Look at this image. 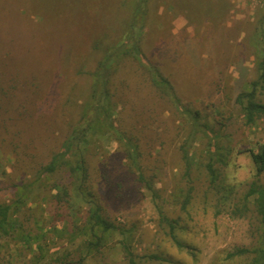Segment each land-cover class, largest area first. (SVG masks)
I'll use <instances>...</instances> for the list:
<instances>
[{"label":"rangeland","instance_id":"obj_1","mask_svg":"<svg viewBox=\"0 0 264 264\" xmlns=\"http://www.w3.org/2000/svg\"><path fill=\"white\" fill-rule=\"evenodd\" d=\"M133 5L134 0H0V202H12L14 184L33 179L61 148L91 90V71L101 57L95 42L125 38ZM141 41L144 65L129 57L113 75L114 119L138 141L159 197L154 200L138 182L121 143L96 138L88 155L102 211L133 228L135 251L147 264H244L226 255L254 245L260 222L253 202L243 216L232 211L244 203L252 181L264 182L251 156L264 142V118L248 124L237 96L259 75L264 0H149ZM146 65L164 72L182 101L198 111L196 120L151 84ZM257 100L264 103V82ZM215 132L229 152L228 164L216 163L217 186L204 167ZM186 137L194 157L191 180L180 149ZM190 187L191 201L183 209ZM42 197L15 213L28 240L18 236L21 241L2 248L0 264H127L117 233L101 251L81 259L83 240L73 236L71 211ZM162 216L177 221L182 247Z\"/></svg>","mask_w":264,"mask_h":264},{"label":"trees","instance_id":"obj_2","mask_svg":"<svg viewBox=\"0 0 264 264\" xmlns=\"http://www.w3.org/2000/svg\"><path fill=\"white\" fill-rule=\"evenodd\" d=\"M148 4L149 0H134L133 13L125 26V38L107 45H104V40L100 38L95 42L94 47L101 51V57L95 69L91 71V90L82 106L79 120L72 126L61 148L38 169L33 179L14 184L16 197L12 202H0V251L18 236H22V240H28L24 230L19 231V228H24V224L15 217V213L19 212L34 197L42 195L43 199H51L57 205L65 206L71 211L75 225L73 236H81L83 240L84 253L81 259L84 260L90 254L101 251L110 242L111 237L117 233L121 235L118 242L126 263L147 264L142 262L140 255L135 251L133 228H124L104 215L103 208L91 185L88 152L96 138H115L123 146L128 166L136 173L138 182L151 193L154 200L159 197L154 179L146 175L141 163L142 150L138 141L123 132L115 123L114 111L118 104L114 99L112 87L113 75L118 71L122 60L133 57L140 63L144 62L141 40L142 31L147 22ZM146 67L151 84L162 95L167 96L179 111L196 120L198 111L192 110L182 101L174 84L164 72L156 65H146ZM258 72V78L253 81L251 89L244 90L237 96V103L248 124L264 118V103L257 100L258 88H261L264 82V50L258 62ZM219 138L220 134L215 132L205 147L207 161L204 167L210 184L216 186L220 177L216 163L228 164L227 154L229 153L223 145L219 144ZM191 145V139L186 137L180 146L186 167L185 176L188 180H191L190 175L194 163V157L190 153ZM251 156L257 173L264 172V142L258 143L256 149H251ZM191 190L192 187L189 188L182 201L183 209L191 201ZM251 202L255 205L260 222L256 225V241L252 246L237 247L228 252L226 259L240 258L246 261L244 264H264V182L252 181L245 194L244 203L234 207L232 212L243 216L250 209ZM85 207L87 210L83 211ZM81 213H85V219L84 216H80ZM161 213L163 214L162 211ZM162 217L169 226L168 232L171 239L178 247H182L183 243L175 233L178 226L177 221L167 216ZM40 249L42 250L41 245ZM41 257L39 256L38 260H41ZM150 257L166 260L157 253H153Z\"/></svg>","mask_w":264,"mask_h":264}]
</instances>
